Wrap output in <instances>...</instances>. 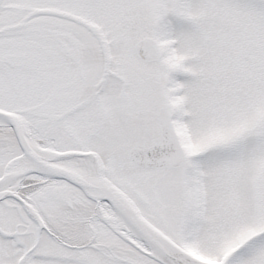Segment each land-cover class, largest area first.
Listing matches in <instances>:
<instances>
[{
	"label": "snow or ice",
	"instance_id": "snow-or-ice-1",
	"mask_svg": "<svg viewBox=\"0 0 264 264\" xmlns=\"http://www.w3.org/2000/svg\"><path fill=\"white\" fill-rule=\"evenodd\" d=\"M0 264H264V0H0Z\"/></svg>",
	"mask_w": 264,
	"mask_h": 264
}]
</instances>
